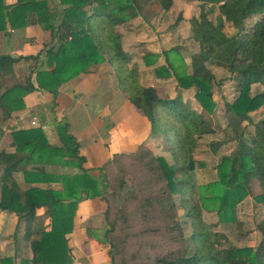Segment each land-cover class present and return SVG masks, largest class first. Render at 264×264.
<instances>
[{
	"label": "trees",
	"instance_id": "trees-1",
	"mask_svg": "<svg viewBox=\"0 0 264 264\" xmlns=\"http://www.w3.org/2000/svg\"><path fill=\"white\" fill-rule=\"evenodd\" d=\"M185 1L201 5L199 15L188 21L190 38L201 46V51L191 58L188 74L176 73L168 63L165 70L154 71L155 77L174 76L180 90L195 87L196 102L204 113L212 115L216 107L212 91L216 75L210 66L225 68L237 79V95L226 105V113L253 126L250 142L245 139L248 126L238 131L228 125L231 138L209 143L212 153L232 140L238 148L231 157L218 162L216 180L205 185L195 181L196 165H203L193 160V154L200 139L216 135L217 131L202 113L189 109L179 95L164 99L155 87L143 86L139 67L132 65L116 30L142 16L152 3L168 12L173 0H59L55 9L46 0H17L11 6L0 0V32L37 24L51 36V46L44 55L47 70L33 67L23 84L14 82L4 87L2 82L15 77L20 61H37L41 54L0 56L3 123L13 112L24 109L28 94L44 91L56 97L68 81L93 65L107 63L120 91L148 120L152 133L161 136L164 151L173 161L170 165L165 157L155 156L140 144L133 152L114 154L99 168V179L84 167L86 158L65 118H54L49 123L56 130L58 146L48 143L41 126L14 131V153L0 151V211L16 214L17 231L23 229V239L29 243L31 264L73 263L66 236L73 231L79 203L95 198L106 205L104 218L109 229L104 233V242L109 245L110 264H264V218L256 225L260 241L255 248L229 244L227 236L218 230L221 224L236 223V207L248 196L253 181L261 189L255 200L264 201V118L254 124L250 116L264 108V0ZM213 15L214 19L210 18ZM253 18L255 22L248 25ZM181 20L180 15L175 25ZM226 24L232 27L233 34L225 33ZM151 56L154 55L143 57L146 64H150ZM253 86L263 90L252 94ZM126 161L134 170L126 167ZM51 163L74 169L78 174L60 177L62 191L20 188L16 178L19 173L24 181L54 180L42 169L25 170L28 164ZM40 208H46L47 230L34 228ZM179 210L191 230L188 240ZM205 213H215L218 221L207 223ZM134 223L143 225L146 233L142 228L137 232L136 226L132 230Z\"/></svg>",
	"mask_w": 264,
	"mask_h": 264
},
{
	"label": "crops",
	"instance_id": "crops-1",
	"mask_svg": "<svg viewBox=\"0 0 264 264\" xmlns=\"http://www.w3.org/2000/svg\"><path fill=\"white\" fill-rule=\"evenodd\" d=\"M46 1L51 9L57 8L56 2L55 6L54 1ZM16 2L17 0H4L5 5L8 6ZM138 21L139 19L134 22L137 24ZM120 35L122 47L130 56L132 53L125 47L127 37L122 33ZM50 46L49 32L37 24L0 32V56L8 55L18 58L41 54L37 61H20L15 68V77L5 79L2 82L3 86H9L14 82L23 84L29 70L33 67L37 70H47L44 55ZM149 52L154 53V51ZM149 63L144 62V65H141L134 62L140 70L141 84L154 87L151 84L153 81L165 82L167 79L153 76L157 63L151 60ZM32 82L35 84V74L32 76ZM187 91L189 90L180 92L183 96ZM54 101L55 108H53ZM137 114L135 108L128 102L126 94L118 88L110 66L107 63L93 65L86 73L80 74L63 85L56 97L44 91L28 94L24 98V109L13 112L7 123L2 122L0 114V151L14 153L15 148L12 146L14 131L40 126L49 144L60 145L56 130L49 123L54 118H65L70 126V133L79 144L80 153L86 158L84 167L92 171L96 178L100 179L99 168L114 154L130 153V149H133V152L140 144L148 147L155 156L165 157L169 164L173 165L170 154L164 152L161 136L153 134L148 120L141 113ZM111 122H113L112 125ZM124 135H126L125 139ZM36 169H42L45 174L55 179L49 183L34 182V179L30 178L29 181H24V177L19 173L16 178L19 180L18 185L21 189L37 187L62 191L60 177L78 174L74 169L53 163L28 164L25 168L27 172H33ZM105 207V203L98 198L79 203L73 231L66 236L73 258L72 264H110L109 245L104 242V235H98L96 229ZM45 213L46 208H40L37 211L35 229L47 230L49 220ZM17 224L16 214L0 211V264H31L29 243L23 239V229L17 231ZM36 237L34 235L33 240Z\"/></svg>",
	"mask_w": 264,
	"mask_h": 264
},
{
	"label": "rangeland",
	"instance_id": "rangeland-1",
	"mask_svg": "<svg viewBox=\"0 0 264 264\" xmlns=\"http://www.w3.org/2000/svg\"><path fill=\"white\" fill-rule=\"evenodd\" d=\"M52 1H54V4L56 2V4L59 5V0ZM200 7L201 5L199 3H190L185 0H173L171 9L168 12H164L157 3H152L144 10L143 14H141L142 16L135 18L129 23L118 26L116 28L117 32L127 37L125 47L132 53L130 55L131 63L134 64V62H138L144 65L143 57L150 54L151 52L149 51H154L155 54L151 53L154 56L148 58V61L151 60L157 63L154 71L157 68L165 70L167 64L170 63L176 73L188 74L190 72L191 58L198 56L201 51V46L193 42L190 38L188 21L199 15ZM180 15L182 20L175 25ZM215 16L216 15H213L210 18L214 19ZM137 19H139V21L136 24L134 21ZM255 20L256 18L249 20L248 25L253 24ZM224 31L227 35H231L234 32L229 24L225 25ZM165 51L170 52H168L167 55H163ZM210 69L216 75V82L212 89L216 107H214L215 110L212 115L204 113L196 102L194 95L197 89L195 87L188 89L189 91L185 92L182 96L174 76L171 78H163L167 79L165 82L153 81L151 83L157 89L159 96L164 99H173L179 95L189 109H196L197 112L202 113L206 119L210 120L212 127L217 131L216 135L206 136L200 139L199 148L193 154V160L197 162V164L201 163L203 165L202 167L196 165L194 171L197 185H205L215 181L217 178L215 170L218 162L223 157H231L236 152L237 144L234 140L228 141L220 146L215 153H212L208 148L209 143L212 141H222L233 136L230 128H227L228 125L233 126L238 131L248 126L245 139L247 142H250L252 138L251 133L253 126L248 125V121L233 114L226 113V105L232 103L237 95L235 90L236 77H231L225 68L210 66ZM163 73L166 75L164 71ZM261 90H263L261 87L253 86L252 94ZM137 113V115L140 114L138 111ZM250 116L251 122L254 124L259 122L264 118V108L251 113ZM112 124L113 122H111V125ZM125 137L126 135L123 136L124 139ZM132 150L133 149H130V152H132ZM233 151L235 152L233 153ZM130 163V161H126V167L129 170H134V168L130 166ZM130 179V176L126 177V180L129 182H131ZM260 194L261 189L258 183L253 181L248 196L236 207V223L219 225L218 230L227 236L229 244L237 247L250 248H255L258 245L260 235L256 231V225L264 218V201L257 202L255 200V197ZM113 213L114 210L112 211V214ZM133 216L135 218L136 213ZM178 216L180 222L183 223V225L185 224L184 235L188 240L191 230L188 225H186V222H183L185 220L183 211L179 210ZM104 217L105 215L103 212L99 220L100 223L96 228L97 234L100 236L104 235L105 231L109 229V225L106 223ZM204 220L207 223H216L218 218L215 213H205ZM117 224L119 225L120 223L118 222ZM134 226H136L137 232L143 227V225L134 223L132 230ZM142 232L146 233L145 230ZM188 245L190 249H192L191 244L188 243ZM127 254L130 255L131 253L127 251Z\"/></svg>",
	"mask_w": 264,
	"mask_h": 264
},
{
	"label": "water",
	"instance_id": "water-1",
	"mask_svg": "<svg viewBox=\"0 0 264 264\" xmlns=\"http://www.w3.org/2000/svg\"><path fill=\"white\" fill-rule=\"evenodd\" d=\"M58 48H59V46H57V48H56V52L58 51Z\"/></svg>",
	"mask_w": 264,
	"mask_h": 264
},
{
	"label": "built area",
	"instance_id": "built-area-1",
	"mask_svg": "<svg viewBox=\"0 0 264 264\" xmlns=\"http://www.w3.org/2000/svg\"><path fill=\"white\" fill-rule=\"evenodd\" d=\"M34 124V123H33Z\"/></svg>",
	"mask_w": 264,
	"mask_h": 264
}]
</instances>
